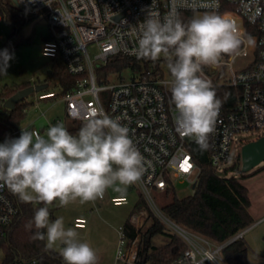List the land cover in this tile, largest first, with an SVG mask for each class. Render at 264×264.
Returning a JSON list of instances; mask_svg holds the SVG:
<instances>
[{"label":"built area","instance_id":"1","mask_svg":"<svg viewBox=\"0 0 264 264\" xmlns=\"http://www.w3.org/2000/svg\"><path fill=\"white\" fill-rule=\"evenodd\" d=\"M10 3L24 14H42L46 18L49 35L43 41L41 54L61 64L68 74L81 77L77 87L62 96L54 91H41L37 100H61L71 121L86 122L94 111L103 109L128 127L129 136L145 161L141 180L132 186L146 208L186 246L183 254L169 264H226L222 250L241 239L244 232L215 244L168 219L154 201V193L164 195L174 189L176 182L195 187L199 175L189 150L193 139L181 137L176 131L177 113L171 103L168 87L171 77L166 75V67L131 72L128 80L123 75L122 79L112 75L117 78L115 83H110L111 76L106 83L96 81V70L111 58H138L134 54L138 47L137 24L146 18L147 11L163 19L171 10V0H10ZM177 11L179 18L182 13L193 17L209 11L226 15L238 22L246 41L249 37L253 40L252 44L242 45L240 55L225 57L219 66L203 70L221 102L215 131L209 137L210 163L217 174L220 166L230 160V146L236 135L264 132V0H186L183 6L178 0ZM89 47L96 48L94 56L90 55ZM223 77L225 80H221ZM26 128L41 134L32 126ZM20 134L21 128L12 133L18 137ZM6 138L0 135V143ZM185 160L190 165L187 171L181 167ZM110 202L121 206L127 204V199L119 196ZM147 209L131 214L129 221L135 230L143 226ZM17 214L18 208L6 186H0V240ZM73 226L83 229L86 220L76 219ZM118 236L115 263L134 264L138 235L128 243L120 228ZM12 264L37 262L20 259Z\"/></svg>","mask_w":264,"mask_h":264},{"label":"clouds","instance_id":"2","mask_svg":"<svg viewBox=\"0 0 264 264\" xmlns=\"http://www.w3.org/2000/svg\"><path fill=\"white\" fill-rule=\"evenodd\" d=\"M185 2L180 0V5ZM177 7L178 0H171V10L163 19L147 11L137 24L134 54L154 62L164 58L177 113L176 131L205 151L221 102L203 68L219 66L225 57L235 58L242 45L253 40L246 41L238 22L226 15L209 11L184 22ZM12 58L7 49L0 51V71L7 73ZM144 172V157L128 127L103 109L94 111L75 135L57 123L44 135L21 128L18 138L0 143V186L6 185L23 202L44 205L26 227L34 225L37 231L32 239L46 241L48 248L62 245L65 264H99L100 258L88 242L78 238L76 229L65 227L63 217L50 221L49 206L55 201L66 207L77 200L83 204L102 199L108 188L123 186L118 190L124 191L139 182ZM44 229L46 233L40 231Z\"/></svg>","mask_w":264,"mask_h":264},{"label":"trees","instance_id":"3","mask_svg":"<svg viewBox=\"0 0 264 264\" xmlns=\"http://www.w3.org/2000/svg\"><path fill=\"white\" fill-rule=\"evenodd\" d=\"M0 16L3 21L13 24L26 22L30 15L17 10L9 0H0ZM192 17L189 13H182L180 19L187 22ZM47 37L44 39L46 40ZM24 43L18 41L16 32L9 35L7 43L1 50L7 49L9 53ZM161 66L167 67L163 57L157 61L143 58H111L105 65L96 70L98 84L106 83L112 75L122 79L124 72H135L146 69L157 70ZM81 77L72 76L66 72L61 64L52 62L46 80L40 84H46L49 80L56 81L57 91L47 88L44 91H54L62 96L77 87ZM30 86L3 88L0 101L5 100L17 91ZM227 101V92H224V102ZM28 104L24 101L18 103L13 110H7L0 105V135L7 138H18L12 133L20 128V123L26 115ZM85 122L73 121L69 132L77 134ZM192 158L199 169L196 186L191 195L177 198L174 189L167 190L165 196H171L172 200L161 206L162 213L177 225L195 232L215 244L225 243L243 232L253 223L249 214L250 200L248 190L240 183V179L254 175L253 173H240L238 178L219 177L210 163L209 148L200 150L193 140L189 145ZM6 186V185H5ZM10 198L18 208V214L13 218L6 236L0 240V250L3 254V263L12 264L17 260H35L37 264H65L59 252L47 247L46 241L33 240L37 231L34 225L26 227L32 220L35 211L43 207L42 203L23 202L7 186ZM56 202V201H55ZM55 202L52 204L54 205ZM49 206L50 221L54 219L53 207ZM147 209L138 195L134 211ZM148 210V209H147ZM122 230L130 243L137 235L136 256L134 264H169L177 260L186 249L183 241L161 223L149 210L143 226L137 231L127 220ZM46 233V229L40 230ZM249 246L243 238L237 239L222 250V258L226 264H248L247 254Z\"/></svg>","mask_w":264,"mask_h":264},{"label":"rangeland","instance_id":"4","mask_svg":"<svg viewBox=\"0 0 264 264\" xmlns=\"http://www.w3.org/2000/svg\"><path fill=\"white\" fill-rule=\"evenodd\" d=\"M13 32H16L18 41H23L24 43L17 45L13 51H11L10 54L13 58L8 62L9 66L7 68V73L0 71V94L5 87L10 88L24 84L33 85L43 82L46 80L52 65V61L41 54L43 41L49 35V27L46 18L42 14L31 16L26 22L19 21L13 24L2 20L0 22V51L6 45L9 35ZM88 50L91 56H94L97 53V50L94 47H89ZM208 69V67L203 68L204 71H208ZM222 71L225 73V70ZM165 73L166 75H170L167 67ZM131 76V72H124L123 74L125 80H128ZM221 80H225V78L223 77ZM109 81L110 83H115L117 82V78L111 76ZM46 84L50 89L57 91L55 80L51 79ZM36 96L37 93H34L24 100V102L28 104V107L26 115L20 123V128H26L31 125H34L36 128H42L44 126L42 133V135H44L47 128L55 125V122L63 123L67 129L72 126L73 121L69 120L65 115L64 102L61 100L55 102L38 101ZM259 137H264V132L253 131L251 133H241L236 135L230 146V160L220 166L217 175L219 177L238 178L241 173L240 152L242 146L248 142L257 140ZM262 168H264V162H261L246 174H251ZM130 186H127V189ZM109 189L114 191L117 189V186L110 187ZM174 189L177 198L187 197L193 192L190 186L178 182L174 183ZM127 194H129L130 197L128 205H121L119 207L113 206L109 201L110 206L112 208H133L138 199V191L135 188H132L127 191ZM153 197L158 207H161L172 200L171 196L167 197L161 193H154ZM83 204L77 200L75 203H70L66 207H61L59 206V202L56 201L55 204L52 205L54 219L51 221L63 217L65 227L74 228L72 225L73 215L81 210V205ZM76 230L78 231V238L81 241L88 242L93 249L96 250L100 258L99 264H115L114 256L119 242V236L117 233L118 228L114 235H104L100 231L89 234L84 233L80 229ZM243 234L244 241H246L249 246L247 263L264 264V220L255 225H251ZM61 248L62 245L57 243V245H54L51 249L60 253ZM3 259V254L0 250V263Z\"/></svg>","mask_w":264,"mask_h":264},{"label":"crops","instance_id":"5","mask_svg":"<svg viewBox=\"0 0 264 264\" xmlns=\"http://www.w3.org/2000/svg\"><path fill=\"white\" fill-rule=\"evenodd\" d=\"M46 101L55 102L57 100H45L44 102ZM31 126L34 127V125ZM43 127L34 128L38 129L42 135ZM239 181L248 190V197L250 200V206L248 211L253 220L252 225H255L264 220V168L256 171L254 175L242 178ZM118 187L122 188L123 186H117V189L114 191L108 188L105 191V194L102 199L86 202V204L81 205V210H79L76 214L73 215V221L79 218H83L86 220L85 228L80 230H82L84 233L89 234L100 231L104 235H114L117 228L118 233L119 229L122 228L123 224L127 220H130L131 214L136 212L134 211L135 204L133 208H112L109 204V201L114 197L124 196L127 199V204L125 205H128L130 197L129 194H127V191L134 187L130 186L124 191L118 190ZM247 230L248 228L243 232H246Z\"/></svg>","mask_w":264,"mask_h":264},{"label":"water","instance_id":"6","mask_svg":"<svg viewBox=\"0 0 264 264\" xmlns=\"http://www.w3.org/2000/svg\"><path fill=\"white\" fill-rule=\"evenodd\" d=\"M11 1L14 2V0ZM46 88L47 84H33L21 89L11 97L4 100L3 108L13 110L18 103L24 101L27 97L34 93L44 91ZM240 160L241 173L243 174L248 173L261 162H264V137H260L257 140L248 142L242 146ZM192 189H194V186H192Z\"/></svg>","mask_w":264,"mask_h":264},{"label":"snow or ice","instance_id":"7","mask_svg":"<svg viewBox=\"0 0 264 264\" xmlns=\"http://www.w3.org/2000/svg\"><path fill=\"white\" fill-rule=\"evenodd\" d=\"M181 167L184 171H187L190 168V165L188 164L187 160H185Z\"/></svg>","mask_w":264,"mask_h":264}]
</instances>
